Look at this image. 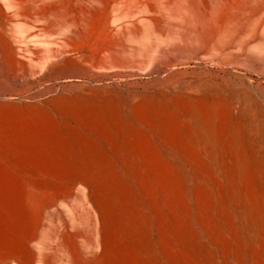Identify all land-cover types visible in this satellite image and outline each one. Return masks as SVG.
Returning <instances> with one entry per match:
<instances>
[{
  "label": "rangeland",
  "instance_id": "obj_1",
  "mask_svg": "<svg viewBox=\"0 0 264 264\" xmlns=\"http://www.w3.org/2000/svg\"><path fill=\"white\" fill-rule=\"evenodd\" d=\"M48 1L53 3L49 10L17 16L12 15L17 1L10 0L8 6L0 0L11 16L7 33L19 59V65L8 67L0 55V109L95 107L120 116L139 151L134 152L132 188L134 205L145 221L134 227V246L148 243L157 252V264H200L165 232L158 210L179 226L174 203L189 211L198 229L215 232L212 219L228 218L206 213V186L221 191L220 172L234 171L238 157L246 160L247 174L254 178L248 142L259 138L258 127L264 123V0ZM194 114L201 120L211 117L213 129L223 133L209 167L204 166L208 155L201 143L203 127ZM64 119L67 125H77L71 117ZM236 129L238 148L233 144ZM189 137L196 141L195 150L189 147ZM118 146L123 148L120 133ZM114 155L121 172L127 156ZM153 156L171 172L183 164L194 179L188 200L165 193L151 172ZM46 178L51 177L40 181ZM149 183L156 190L157 207L148 201ZM39 192L45 200H54L39 238L48 264H71L61 241L76 227L90 234L87 246L98 251L101 261L115 263L111 241L119 240L102 216L95 186L72 190L61 181ZM222 193L235 209L227 187ZM62 229L68 232L62 234ZM206 240L200 245L201 257ZM246 264H259L250 248Z\"/></svg>",
  "mask_w": 264,
  "mask_h": 264
},
{
  "label": "bare ground",
  "instance_id": "obj_2",
  "mask_svg": "<svg viewBox=\"0 0 264 264\" xmlns=\"http://www.w3.org/2000/svg\"><path fill=\"white\" fill-rule=\"evenodd\" d=\"M15 1L16 9L12 15L17 16H32L53 7L48 0ZM5 2L8 6L11 4L10 0ZM10 21V14L0 3V55L8 67H16L19 59L7 33ZM65 117L73 118L77 125H67L69 122ZM193 119L203 127L201 143L208 155L204 166L209 167L210 162H215V146L221 147L219 136L223 133L213 129L211 117L201 120L194 114ZM119 133L123 136L122 149L118 146ZM238 133L236 129L233 142L236 148L240 145ZM258 136L257 140L248 139L254 161V178L247 174L243 157L235 160L234 171L220 172L222 190L227 187L236 208L223 199L222 190L206 186L203 192L206 213L211 217L228 218L227 221L212 219L215 232L208 227V231L198 229L189 211L179 209L174 203L171 208L179 226L170 224L165 213L158 210L165 232L200 264H222V258L225 264H246L249 248L256 254L259 264H264V123L258 127ZM195 144V139L189 137L192 150H195ZM134 152L139 154L134 146V134L123 129L120 116L113 112L105 115L95 107L73 111L31 106L1 108L0 264H48L39 238L44 214L54 200H45L39 191L48 184L61 181L72 190L79 185L96 187L102 216L113 226L119 240V244L116 240L111 241L116 253L114 264H157V252L148 243L138 248L134 246V227L145 221L141 210L134 205ZM114 153L127 156L122 159L121 172ZM150 166L165 193L178 194L180 199L188 200L194 179L183 164L171 172L153 156ZM46 175L51 178H46L47 182L40 181ZM246 183H249L248 188ZM145 192L149 203L157 207L155 188L149 183ZM89 232L95 235L94 230ZM61 233L65 234L63 229ZM204 237L207 240L201 257L200 245ZM91 239L90 234L79 227L63 238L61 244L69 251L71 264H106L101 261L97 250L87 246Z\"/></svg>",
  "mask_w": 264,
  "mask_h": 264
}]
</instances>
